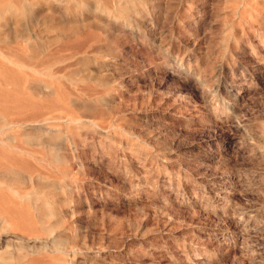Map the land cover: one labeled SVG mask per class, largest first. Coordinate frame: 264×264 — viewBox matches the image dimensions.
Listing matches in <instances>:
<instances>
[{
	"label": "rangeland",
	"instance_id": "rangeland-1",
	"mask_svg": "<svg viewBox=\"0 0 264 264\" xmlns=\"http://www.w3.org/2000/svg\"><path fill=\"white\" fill-rule=\"evenodd\" d=\"M0 264H264V0H0Z\"/></svg>",
	"mask_w": 264,
	"mask_h": 264
},
{
	"label": "bare ground",
	"instance_id": "bare-ground-1",
	"mask_svg": "<svg viewBox=\"0 0 264 264\" xmlns=\"http://www.w3.org/2000/svg\"><path fill=\"white\" fill-rule=\"evenodd\" d=\"M24 3V2H23ZM14 126V125H13Z\"/></svg>",
	"mask_w": 264,
	"mask_h": 264
}]
</instances>
